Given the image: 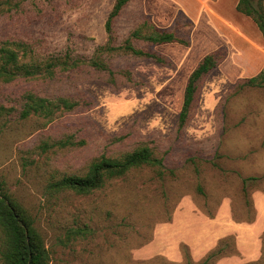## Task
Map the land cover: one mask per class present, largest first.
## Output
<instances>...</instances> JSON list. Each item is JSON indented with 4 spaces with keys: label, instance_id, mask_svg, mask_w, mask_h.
I'll return each instance as SVG.
<instances>
[{
    "label": "rangeland",
    "instance_id": "374dc122",
    "mask_svg": "<svg viewBox=\"0 0 264 264\" xmlns=\"http://www.w3.org/2000/svg\"><path fill=\"white\" fill-rule=\"evenodd\" d=\"M176 1L196 3L129 0L114 20L115 47L145 21L190 40L132 38L159 62L103 49L116 0H0V49L41 66L34 77L0 80V179L34 215L49 264H264V86H242L264 69L263 36L248 18L246 36H200L204 21ZM213 4L228 12L223 1ZM219 48L227 57L200 81L181 126L188 79ZM30 92L78 104L50 121L24 119ZM141 144L163 159V175L131 169L88 194L53 185Z\"/></svg>",
    "mask_w": 264,
    "mask_h": 264
},
{
    "label": "trees",
    "instance_id": "16d2710c",
    "mask_svg": "<svg viewBox=\"0 0 264 264\" xmlns=\"http://www.w3.org/2000/svg\"><path fill=\"white\" fill-rule=\"evenodd\" d=\"M129 0H116L106 20V30L109 33V43L103 46L107 51L123 49L136 55L147 56L159 62H165L164 57L154 51H147L136 47L132 38L144 39L152 45L178 42L189 45L190 40L184 39L174 31L160 28L145 21L140 27L131 32L126 43L120 47L111 45L113 39V24ZM238 12L249 16L257 24L264 39V0H239L236 6ZM145 29L148 32L144 31ZM227 57V50L219 48L206 54L191 73L184 94L183 107L180 112L179 124L184 126L190 107L200 87V81ZM69 64V63H68ZM99 69L112 73L110 65L104 60L92 61ZM75 63L69 64L73 67ZM41 72V66L35 63L23 62L20 50L10 46L0 49V80L9 82L16 78L34 77ZM50 72L51 71H47ZM242 86H264V69L257 75L248 77ZM77 101L62 98L59 103L32 92L25 95V102L21 110V118H28L35 114H45L50 120L54 119L56 112L62 107L72 110ZM5 109L0 105V110ZM47 149V148H46ZM144 166L156 167L159 174H164L166 168L162 158L155 155L153 148L148 144H141L119 156L103 155L95 159L84 175L64 176L53 185L57 189L71 190L78 194H88L101 187L107 179L119 178L128 171ZM34 215L30 210L8 189L7 183L0 179V264H49L50 257L43 236L36 227Z\"/></svg>",
    "mask_w": 264,
    "mask_h": 264
},
{
    "label": "crops",
    "instance_id": "0c3cea01",
    "mask_svg": "<svg viewBox=\"0 0 264 264\" xmlns=\"http://www.w3.org/2000/svg\"><path fill=\"white\" fill-rule=\"evenodd\" d=\"M195 1V4L186 1H184V3L176 1L179 4L175 5L177 6V8H181L183 11L191 14L195 19L204 21L202 23L203 25L199 24L200 36L211 37L210 33L206 32V29L210 31H213V29H215L217 33H223V29L225 30L226 34L246 36L247 32H245L246 29L242 23L243 19L246 18L250 19L251 22H253L254 26L258 28L257 24L252 20V18L237 11L236 6L239 0H219L229 5L228 12L224 14L214 6V0ZM206 39L208 42L211 40V38ZM260 210H262V208H260ZM222 234H224V230H222Z\"/></svg>",
    "mask_w": 264,
    "mask_h": 264
}]
</instances>
